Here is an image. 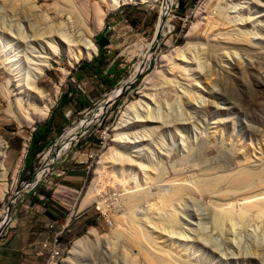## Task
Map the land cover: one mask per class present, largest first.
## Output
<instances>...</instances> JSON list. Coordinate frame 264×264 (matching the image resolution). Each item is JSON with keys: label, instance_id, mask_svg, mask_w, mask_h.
Returning <instances> with one entry per match:
<instances>
[{"label": "rangeland", "instance_id": "374dc122", "mask_svg": "<svg viewBox=\"0 0 264 264\" xmlns=\"http://www.w3.org/2000/svg\"><path fill=\"white\" fill-rule=\"evenodd\" d=\"M172 3L165 14V0H0V247L37 218L44 234L72 216L57 259L47 253L41 264H65L92 229L80 264H264V0ZM106 29L119 71L112 87L74 77L99 55ZM85 36L97 55L72 60ZM48 51L53 67L40 85L54 105L27 126L19 89ZM72 88L86 107H59ZM133 103L158 119L153 133L116 131ZM50 118L46 146L28 166L36 128Z\"/></svg>", "mask_w": 264, "mask_h": 264}, {"label": "bare ground", "instance_id": "6f19581e", "mask_svg": "<svg viewBox=\"0 0 264 264\" xmlns=\"http://www.w3.org/2000/svg\"><path fill=\"white\" fill-rule=\"evenodd\" d=\"M126 1L130 2L132 0H126ZM147 1L154 2L156 0H147ZM171 3H172V0H165V5H164V7H162V12L163 13H165V14L167 13V11L169 10L170 6L173 4V3L172 4ZM162 12H161V14H162ZM160 28H161V25H159L158 31L160 30ZM88 36H85L83 38V43H81L82 45L78 49L77 53H75V54H74V52L72 53L71 49L68 51L69 54H70V52L72 53V56L70 55V58H72V60H78L79 58H85L87 60H90V59H92L93 57H95L97 55L98 49L94 45V43L89 39ZM211 36H209V37H211ZM236 36H238V37H235L233 41L240 42V39H241V37H239L240 35H236ZM223 40H226V39L223 38ZM220 41H222V40H220ZM230 42H231L230 39L226 40V43H230ZM149 49H151L150 46H149ZM56 50L54 51V54H55ZM148 52H147V54H148ZM52 56H53V52L48 51V54L45 55V57H43L42 60L38 64H36V66L34 68L31 69V71H28L29 75H30V77L28 79V83L26 84V86L21 87L19 89L20 95H22L23 97H27L28 101H30L26 107L23 106V100H24L23 97H21L19 99V101H18V107H19V110H20V114L22 115V117H21L22 119L21 120H24L22 122H24L27 126L32 125V123H34V119L40 120V119L46 118L47 115L50 112V109L54 105V103L50 99L51 98L50 94H48L40 85L41 80L43 79L44 76H46V71L47 70L49 71L53 67L52 63H51ZM70 66H72L71 62H70ZM138 67H140V66H138ZM165 67L169 71L168 66H165ZM3 68L4 69L6 68L7 70L11 71V69H9L7 66H5ZM173 68H174V66H173ZM176 69H178V68H176ZM171 70H173V69H171ZM168 71H167V73L169 74ZM11 72L14 73L13 71H11ZM14 75H15L16 79H19V75H16L15 73H14ZM126 83H129V82H126ZM125 87L126 86H124V87H122L120 89V92L118 93L116 98L119 97V95L122 93L123 88H125ZM117 90L118 89H116L115 92ZM107 100H106L105 103L100 104L99 111H98L99 113H101L102 111L105 110V107H106V105L108 103ZM138 105L139 104L133 103V104L129 105L123 111V116L121 117V119L119 121V124L117 126V129H116L117 132L121 131V130H129V131H131V130H134L135 128H137V127L140 128V129L144 128V130H146V129L149 130L150 129L152 131V133L156 130L155 129V127H156L155 125L157 123L159 124L158 119L156 117L152 116V114L147 113L148 111L145 110V109H143V112L139 113L140 111L137 110V109H139ZM99 113H96V115H98ZM130 126H132V128ZM84 129H85L84 125H78L75 128V130H77V131L79 130L81 132ZM140 131H142V130H140ZM117 135H119V134H117ZM134 135L136 136V139H138L137 135H139V133L136 132ZM71 136H72V133L67 135L66 142L68 141V139H70ZM142 139H143V141L147 140V139H144V138H142ZM4 152L5 151H3V156H5ZM109 157L102 158V160H101L100 167L102 168L103 171H104V168L107 166V164L110 162L111 158H109ZM50 159H51V151H48L44 155V160L43 161H44L45 165L50 161ZM132 162L135 163V164L138 163V162H134V161H132ZM165 184H167V183H164L161 186H165ZM90 198H91V196H90ZM87 201H89V197L88 196H87V198L85 200V203ZM246 209H247V207H246ZM258 209H260V208H258ZM243 211H245V210H243ZM129 229H131L132 241L134 240L135 242L138 243V242H142L144 240V238H142V236L144 234H142L143 232L138 226L133 224V226L131 225V227ZM96 235H97V231L95 229H92V230L89 231V233L85 237L77 240L73 244V247L71 248V250L69 252V258L66 260L65 264H80L82 262V260H83V257L85 256L86 252L88 251V249H90V246H91L93 240H95Z\"/></svg>", "mask_w": 264, "mask_h": 264}, {"label": "trees", "instance_id": "16d2710c", "mask_svg": "<svg viewBox=\"0 0 264 264\" xmlns=\"http://www.w3.org/2000/svg\"><path fill=\"white\" fill-rule=\"evenodd\" d=\"M107 32L108 29H106L103 35H106ZM108 58V48H102L99 45V55L91 62L84 61L82 64H80L79 69L81 71L78 75H76V78L78 80L81 79V73H85L87 77H96L101 84L107 87L115 86L116 79L113 78V74L119 73V71L115 64L109 63L110 60H108ZM76 95L77 98L74 97ZM70 103L79 104L81 106L80 108L87 106L84 96L73 88L71 90L69 89V91L64 94L62 100L59 103V107L67 106ZM50 120L49 122L44 123L41 127L36 128L27 156L26 164L28 166L32 163L35 156L46 146V140L49 137L54 124V121Z\"/></svg>", "mask_w": 264, "mask_h": 264}, {"label": "crops", "instance_id": "0c3cea01", "mask_svg": "<svg viewBox=\"0 0 264 264\" xmlns=\"http://www.w3.org/2000/svg\"><path fill=\"white\" fill-rule=\"evenodd\" d=\"M79 66L75 70V75H74L75 78H76V75H78L79 72L81 71L79 69ZM80 78L81 79L79 80H82L88 77L85 73H81ZM50 119L53 120L52 118ZM49 120L46 122H49ZM84 170L86 169H83V171ZM72 180L73 178H71V181ZM40 196L41 195H39V198ZM65 220L66 219H63L62 221H58V222L63 223V221ZM42 221L40 220V218L35 219L32 225H30L28 228L25 227L22 232H18L17 235H15L12 239H10L7 242V244L0 247V264H41L42 259L38 257L37 253L41 250L42 243L46 241H51L53 239V236L55 233L54 230L56 229V228H53V230L50 229L46 233L42 234L41 228L45 226V224H43ZM69 231L70 229L66 232H69ZM63 236L61 239V247L64 246Z\"/></svg>", "mask_w": 264, "mask_h": 264}, {"label": "built area", "instance_id": "2783aa9c", "mask_svg": "<svg viewBox=\"0 0 264 264\" xmlns=\"http://www.w3.org/2000/svg\"><path fill=\"white\" fill-rule=\"evenodd\" d=\"M105 141H107L106 138H103L100 142L99 148L105 144ZM64 174V172H62ZM78 190H73L72 192L74 194H77ZM40 198L43 200L44 197L40 196ZM72 216H69L68 219H66L63 223L60 225V229L55 230L53 239L51 241H46L42 243L41 250L37 253L38 256L43 257L46 253H48V261H51V259H57L58 251L61 247V239L63 234L68 231V229L71 226ZM56 224L58 222H55ZM54 223V224H55ZM54 224L51 225V227H54Z\"/></svg>", "mask_w": 264, "mask_h": 264}, {"label": "water", "instance_id": "95a60500", "mask_svg": "<svg viewBox=\"0 0 264 264\" xmlns=\"http://www.w3.org/2000/svg\"><path fill=\"white\" fill-rule=\"evenodd\" d=\"M112 44V42L105 36V35H103L102 37H101V39L99 40V45H100V47H102V48H108L110 45ZM126 89V87L125 88H123V90H122V92L124 91ZM122 94V93H121ZM120 94V95H121ZM119 95V96H120ZM118 98V97H117ZM36 181L33 183V189H35L37 186H38V184L41 182V175L40 174H38V175H36ZM10 205H11V203H10ZM9 205V206H10ZM9 209V208H8ZM10 216H9V214L8 215H6V217L3 219V227L2 228H4L5 227V225L10 221ZM0 231H1V229H0Z\"/></svg>", "mask_w": 264, "mask_h": 264}]
</instances>
